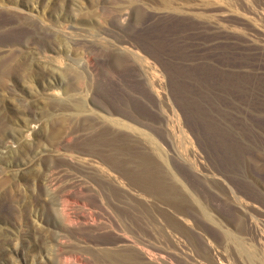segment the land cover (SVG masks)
Here are the masks:
<instances>
[{
	"label": "rangeland",
	"instance_id": "rangeland-1",
	"mask_svg": "<svg viewBox=\"0 0 264 264\" xmlns=\"http://www.w3.org/2000/svg\"><path fill=\"white\" fill-rule=\"evenodd\" d=\"M0 264H264V0H0Z\"/></svg>",
	"mask_w": 264,
	"mask_h": 264
}]
</instances>
